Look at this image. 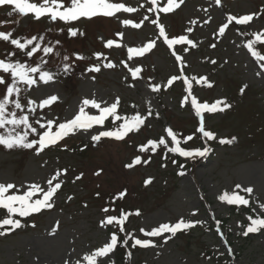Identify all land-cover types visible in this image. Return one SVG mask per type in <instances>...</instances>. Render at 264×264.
Here are the masks:
<instances>
[{"label": "rangeland", "instance_id": "rangeland-1", "mask_svg": "<svg viewBox=\"0 0 264 264\" xmlns=\"http://www.w3.org/2000/svg\"><path fill=\"white\" fill-rule=\"evenodd\" d=\"M109 2L124 3L137 11L121 10L112 17L81 18L65 24L48 18L37 21L31 15L9 17L6 14L11 8L0 7V21L13 22L5 23L0 31L12 30L22 38L43 35L45 39L41 43L54 48L46 67L55 73L54 80L38 83L22 94L21 102L27 104L25 97L37 103L52 95L59 99L50 107L30 113V120L34 122L43 117V120L64 122L79 111L84 98H94L102 106H109L117 97L118 115L130 117L140 113L147 117L139 131L130 132L122 141L91 140L92 135L114 129L122 122L114 124L109 116L103 126L81 129L66 137L65 146L46 148L39 154L34 149L9 150L0 146V183L24 186L21 191L30 183H38L46 190V181L53 174L67 170L59 177L62 186L53 197L51 209L20 218L24 227L0 236V264H64L65 260L75 264L85 253L107 243L113 232L119 235L118 245L125 253L124 264H226L228 260L233 264H264V229L247 237L242 234L250 223L247 216H264L259 208L264 203V78L257 75L264 61L258 63L245 47L253 39V33L264 30V0H221L219 5L215 0H183L173 12L160 13L159 23L165 26L169 38L186 35L195 46L185 43L173 45L172 49L151 23L157 16L147 11L151 7L149 0ZM166 3L167 0H160V6ZM252 13L260 15L239 27L233 21L223 35L218 33L229 15L239 17ZM145 16L149 19L138 29L122 23L125 19L139 23ZM69 27L78 29V35H68ZM188 28L192 32H187ZM109 39L116 42L111 48L105 46ZM149 41H156V46L143 55L128 52L129 48H142ZM255 48L264 54V45L260 42ZM173 50L182 57L183 66L172 54ZM8 51L16 52L15 59L33 64L43 55L38 53L34 58H27L0 42V58ZM95 53H102L100 59ZM63 56L69 59L64 61ZM109 61L115 67H104ZM64 63L70 65L66 73ZM94 65L100 66L99 72L89 71ZM137 67L141 71L133 78L129 69ZM181 67L198 102L211 104L222 99L231 105L223 112L203 114L206 130L209 127L216 135L214 140H206L196 133L198 124L194 128L197 117L191 107V97L181 106L187 95L183 78L164 87L170 77L180 75ZM194 77H205L211 87L203 81L197 83ZM152 84L161 85L160 90L154 92L149 86ZM3 92L0 86V96ZM149 110L151 116H148ZM24 111L28 112L27 107ZM86 111L99 114L90 107ZM166 127H171L179 138L195 133L187 143L180 138L182 147L207 146L211 151L206 157L197 158V163L190 158L183 163H172L173 153L167 152L163 145L155 153L150 146L147 151H140V145L149 139L159 140L161 136L171 146L164 131ZM232 137H236L232 144L219 142ZM79 142L86 148L85 155L77 153L80 145L71 147ZM136 156L148 163L126 167ZM149 178L151 182L146 185L145 180ZM237 184L252 187L251 196L236 189ZM120 192H125L122 199L117 196ZM234 192L249 199V206L230 205L218 198ZM105 208L109 209L107 213ZM121 210L131 213L124 224L125 232H120L117 224L101 225L106 215H120ZM137 210L139 215H135ZM6 214L0 209V219ZM180 218L201 223L174 236L165 233L171 236L167 242L162 237H147L140 231L141 228L151 230L161 223H175ZM127 233L132 236L124 244ZM133 237L150 239L154 246L132 248ZM114 252L101 258L100 264H109L110 260L117 264ZM128 252H131L130 258L126 257Z\"/></svg>", "mask_w": 264, "mask_h": 264}, {"label": "snow or ice", "instance_id": "snow-or-ice-1", "mask_svg": "<svg viewBox=\"0 0 264 264\" xmlns=\"http://www.w3.org/2000/svg\"><path fill=\"white\" fill-rule=\"evenodd\" d=\"M151 7H148L147 11L155 13L157 18L152 19L151 23L159 29V36L163 37V42L172 49L173 45L183 46L185 43L188 45H194V42L189 39L186 35H179L176 37L169 38L165 30V26L159 23L160 13H171L175 8H178L183 0L177 3V0H167V3L160 6V0H149ZM216 4L219 5L221 0H215ZM7 6L11 8V11L7 12V16L11 17L13 15L19 17H25L31 15L33 19L40 20L41 18H48L52 22H63L65 24H70L73 22H78L81 18L91 19L98 15L105 17H112L115 13L121 10L126 13L136 12L137 9L133 7L126 6L124 3H112L109 0H0V7ZM143 7V5H141ZM260 13H252L247 15H242L239 17L229 15L227 17V23L222 24L218 33L223 35L229 25L235 21L237 25H247L249 24L254 16H258ZM149 17L145 16L143 20L139 23H134L132 20L125 19L122 21L124 25H131L134 28H140L145 20ZM5 23H13L12 21H0V27ZM18 23V21H16ZM195 23V21H193ZM68 35L76 36L78 35V29L68 28ZM187 32H192V28H188ZM117 35H122V33H117ZM45 37L43 35H32L30 37H19L15 36L12 30L0 31V42L6 43L12 46L15 50L21 52L27 58H34L38 53H43L37 61L29 63L27 60L21 61L14 57L16 56L15 51H8L6 55L0 58V86L4 88L3 95L0 96V146L5 149L14 148H25L34 149L37 154L41 153L48 147L57 146L64 138L68 137L70 134H75L79 130L83 129L85 131L91 129L94 125H104V121L109 116L113 119V123L116 121H122L117 127L111 130L100 131L95 135H92L91 140L93 142H98L102 137L115 138L116 140H122L130 132L139 131L141 126L145 124L147 117L142 116L140 113H136L130 117L120 116L117 113L119 106V98L111 103L109 106H102V102L96 99L84 98L79 106V111L74 115L72 119L66 120L64 122L57 123L53 119L43 120V117L35 119L33 122L30 120V113H35L37 108L44 109L50 107L55 102L58 101L56 95H52L48 98L41 100L39 103L37 101L27 98V104L21 102V97L23 93L31 90L38 83H48L54 80L55 73L46 70L49 64V55L54 53V48L47 44H42ZM257 42L264 44V30L262 32L253 33V39H250L245 44V47L251 53V55L257 60L264 61V54L256 50L255 45ZM57 43H59L57 41ZM114 43L113 39H109L106 42V47L111 48ZM156 46V41H149L142 48H129L128 52L135 53L136 55H143L144 53L150 51ZM215 47V45H211ZM185 52L188 51L187 48L184 49ZM172 54L175 56L176 60L183 66L184 61L180 55H177L175 50ZM97 59H100L102 53L94 54ZM78 59H83L82 56L77 55ZM131 58V57H130ZM69 58L63 56V60L67 61ZM215 63V61H212ZM122 63H124L122 61ZM107 68H113L115 65L112 62H108L104 65ZM127 67V64H125ZM260 71L257 72L258 76L264 78V63L259 65ZM70 69L68 63L63 64V71L66 73ZM89 71H100L99 65L92 66ZM133 78H136L141 69L139 67L135 69H129ZM8 77V79H6ZM183 78L184 84L187 86L185 91L187 95L182 99L181 106H184L185 102L191 97V107L194 110L195 116L199 120L196 133L201 134L202 138L206 140L216 139L214 132L206 130L204 113H216L223 112L225 109L231 107L229 103L225 100L218 99L213 103L198 102L197 98L192 95L191 85L189 79L183 76V67H181L180 75H173L164 85L165 88L173 85L175 81L181 80ZM197 83L203 81L209 87L211 85L205 77L193 78ZM152 90L159 91L161 85L152 84L149 85ZM247 85L240 89L241 93L244 92ZM27 107L28 112L24 109ZM92 108L98 110V115H92L86 108ZM152 113L149 110L148 116ZM43 120V122H42ZM38 125L37 126H34ZM165 133L168 138H170L171 146H169V141L165 136H161L159 140L149 139L146 144L139 146L141 152L150 150L155 153L157 148L161 145L164 146L165 150L170 153H177L181 157L190 158L196 160L197 158L206 157L208 152L211 151L207 146L203 148H191L187 149L181 146V140L178 134L171 128L166 127ZM194 134L183 137L185 143L193 140ZM35 137V138H30ZM236 140V137L231 139H220L221 144H232ZM143 163H148L147 160L142 161L140 156H136L131 163L126 165L128 168ZM172 163H176L175 160ZM183 167V165H181ZM67 170H58L51 179L46 181L47 188L41 187L38 183H30L26 186V190L21 191L24 186H17L14 183H0V209L6 211V216L0 219V236H5L17 229L24 227L20 218L29 217L32 214L39 213L43 209H51L53 207V197L56 195L58 190L62 186V181H59V177L66 173ZM99 174V173H97ZM183 175V173H180ZM80 177H76L79 179ZM54 181H57L54 183ZM151 178L145 180V184H149ZM236 189H241L242 192L251 196L253 193L252 187H242L240 184L235 185ZM99 195V194H97ZM118 198L122 199L125 196V192H120L117 194ZM221 201L226 200L230 205H243L249 206V199L245 198L244 195L238 193H233L232 195H222L218 197ZM71 199V197H69ZM259 208L264 211V203L259 204ZM109 209L105 208L104 212L107 213ZM255 211V209H253ZM139 210L136 211L135 215H139ZM131 213H125L121 210L119 217L113 215H106L105 219L101 220V225L107 227L109 225L117 224L119 225V231L125 232L124 224L128 216ZM19 217V218H17ZM250 223L244 228L242 234L247 237L250 233H258L264 229V216L257 215L253 217L252 215L247 216ZM201 223V221H185L180 218L175 223H161L158 227H153L151 230H145L143 228L140 231L147 237H162L165 242L171 239V236L176 235L178 231L188 230L194 227L196 224ZM219 225L220 221H216ZM34 226V225H33ZM58 226V225H57ZM53 229V233L55 232ZM219 231V229H217ZM165 233H170L171 236L164 235ZM132 236V233H127L125 235L124 244L128 243V237ZM118 244V235L113 232L110 239L103 246L92 250L90 253H85L80 259L75 261V264H100L101 258H107L110 253H113ZM141 246L147 248L149 246H154V243L150 239H139L132 238L131 247ZM231 249L228 252L231 253ZM126 257H131V252L126 253ZM64 264H72V261L65 260ZM109 264H115L114 261H109Z\"/></svg>", "mask_w": 264, "mask_h": 264}, {"label": "trees", "instance_id": "trees-1", "mask_svg": "<svg viewBox=\"0 0 264 264\" xmlns=\"http://www.w3.org/2000/svg\"><path fill=\"white\" fill-rule=\"evenodd\" d=\"M82 143H77L73 146H71L72 148H77L78 145H80V149L78 150L77 149V153L80 154V155H85V151H86V148L85 147H82L81 145ZM125 253H124V250L121 246H118L117 247V254H116V259H117V263H120V264H124L123 262L125 261ZM216 259V258H215ZM226 264H232L230 261L227 262Z\"/></svg>", "mask_w": 264, "mask_h": 264}, {"label": "bare ground", "instance_id": "bare-ground-1", "mask_svg": "<svg viewBox=\"0 0 264 264\" xmlns=\"http://www.w3.org/2000/svg\"><path fill=\"white\" fill-rule=\"evenodd\" d=\"M73 117H74V116H73ZM73 117H72V118H73ZM72 118H71V119H72Z\"/></svg>", "mask_w": 264, "mask_h": 264}]
</instances>
